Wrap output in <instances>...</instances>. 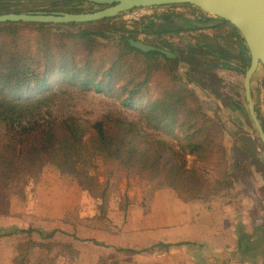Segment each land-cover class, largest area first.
Returning <instances> with one entry per match:
<instances>
[{
  "label": "trees",
  "instance_id": "trees-1",
  "mask_svg": "<svg viewBox=\"0 0 264 264\" xmlns=\"http://www.w3.org/2000/svg\"><path fill=\"white\" fill-rule=\"evenodd\" d=\"M174 17L178 16L166 20ZM169 21L167 27L156 28L157 34L203 30L172 29ZM0 25L4 26L0 29V176L4 181L27 185L37 181L46 167H53L89 193L105 184L102 200L115 178L136 177L149 185V197L167 190L183 202L227 196L235 187L231 177L236 165L228 159L221 121L187 83L178 82L173 65L194 63L186 52L179 56L172 51L175 58L143 52L131 45L130 40H138L131 30L123 26L119 36L109 35L101 22ZM225 26L232 31L218 37L220 41L236 37L235 28ZM222 50L227 52L225 47ZM240 57L247 69L250 57L242 44ZM73 89L114 99L139 118L129 120L116 110L96 122L74 116L60 120L52 108ZM145 130L161 132L178 144L150 140ZM33 232L0 227V238ZM181 245L188 243L175 246ZM171 247L159 243L140 253H161Z\"/></svg>",
  "mask_w": 264,
  "mask_h": 264
},
{
  "label": "rangeland",
  "instance_id": "rangeland-1",
  "mask_svg": "<svg viewBox=\"0 0 264 264\" xmlns=\"http://www.w3.org/2000/svg\"><path fill=\"white\" fill-rule=\"evenodd\" d=\"M5 1L8 0H0V5L3 6L2 3ZM45 1L60 3V0ZM76 5L81 12L100 9L84 2ZM172 14L190 20L204 19L192 7L174 6L152 8L144 13L130 11L116 19L100 22L102 29L110 33L109 35L119 36L121 34L119 29L124 26L131 30L138 40L148 45L169 52L174 51L179 56L180 52L184 51L194 59L193 64L183 61L174 64L176 76L180 84L187 83L198 94L205 108L222 123L228 159L236 165L231 177V180L235 181V187L224 197L227 201L234 202L235 209L250 217L249 226H243L241 223L242 236L245 232L246 235L250 234L247 231L251 230L252 233L260 212V206L254 203V195L260 194L264 197V146L247 107L244 89L247 69L240 60L236 41L223 39V46L227 52L216 44V37L224 38L221 37L222 29L157 34L156 28H162L161 22ZM114 26L118 31L110 30ZM3 27L0 25V29ZM110 40H114V37ZM238 41L240 42L239 39ZM241 42L245 47L242 38ZM228 46L235 51L232 55L228 53L230 51ZM217 53L228 56L231 60H225ZM230 66L234 69H230ZM206 70L208 72L205 73ZM252 95L257 116L264 128L262 67L253 78ZM116 110H120L129 120L136 121L139 118L137 113L123 108L114 99L74 89L68 90L52 108L53 114L60 120L74 116L91 122H96L109 111ZM144 134L150 140L162 139L174 146L178 144L176 139L161 132L145 130ZM188 160L191 165L193 159ZM105 181L106 179H101V183ZM104 189L105 184L94 193H89L73 178L62 175L53 167H46L37 181L27 185L17 181L6 182L0 176V227L34 230L33 233L14 235L18 237L14 243L4 244V248L13 247L16 250H0V264H6L8 252L14 254L12 264H78L80 251L73 244L64 241L69 236L76 237L81 242L80 250L84 253L81 264H89L90 259L95 262L99 260L98 264H164L162 259L168 262L170 250L161 253H140L143 248L138 249L134 246L140 242L138 239L135 240V237L138 233L154 234L156 231L163 235L168 234L170 224L181 222V209L179 206L175 207L174 202L182 200L167 190H158L149 197V185L136 177L110 180L106 197L102 200L100 196ZM156 194L160 195L154 199ZM125 197H129L130 200L127 202ZM242 204L249 209H244ZM162 226L165 227L164 230ZM259 234L264 235L261 231L258 236ZM240 240L246 244L251 243L248 240L246 242L245 235ZM89 241L98 243V246L105 247L106 250L95 248L97 246L88 243ZM63 245L70 248L63 249L61 248ZM132 249L135 251H129ZM177 255L184 260L186 253L181 251Z\"/></svg>",
  "mask_w": 264,
  "mask_h": 264
},
{
  "label": "crops",
  "instance_id": "crops-1",
  "mask_svg": "<svg viewBox=\"0 0 264 264\" xmlns=\"http://www.w3.org/2000/svg\"><path fill=\"white\" fill-rule=\"evenodd\" d=\"M212 38L214 37L212 36ZM229 49L231 53L235 52L233 48ZM159 195L156 194L154 199H157ZM254 200V203L260 206V212L256 218L257 224L252 229L253 235L251 230L247 231V233H250L247 235L243 231L245 232L243 236L245 235L246 242L255 237L252 240L253 242L250 241L251 243L246 244L245 241L240 240L243 237L241 229L244 225H250V217L235 209L236 205L233 201H227L224 195H220L207 201L184 203L175 200V207L179 206L181 209V222L169 223L168 234L163 235L160 231H156L154 234H136L135 240L138 239L140 242L134 246L144 250V248L159 243L174 244L169 249L168 262L161 260L164 264H264V235L259 234L258 236L260 231L264 233V197L257 194L254 195ZM243 208L249 209L245 205H243ZM173 214L175 215L176 212H173ZM241 223H243V226H241ZM162 228L165 229L163 226ZM17 238V236L0 238V250H16L13 247L4 248V244L10 245ZM64 241L73 244L80 251L77 263L81 264L84 260V253L80 250L81 242L76 237L71 238V236ZM181 242L188 243V245H185L184 248L175 246ZM88 243H93L97 246L95 248L100 247L96 242L89 241ZM99 249L106 250L105 247ZM132 251L135 250L132 249ZM181 251L186 253L184 260H181L177 255ZM13 255V252L6 254V264H12ZM151 259L154 260V258ZM96 263L98 264L99 260L95 262V260L90 259L89 264Z\"/></svg>",
  "mask_w": 264,
  "mask_h": 264
},
{
  "label": "water",
  "instance_id": "water-1",
  "mask_svg": "<svg viewBox=\"0 0 264 264\" xmlns=\"http://www.w3.org/2000/svg\"><path fill=\"white\" fill-rule=\"evenodd\" d=\"M84 3L100 7L91 12H23L0 15V24H51L72 25L91 24L108 19H116L120 15L142 8L190 6L209 17L203 20H190L178 16L169 21L172 29H213L230 24L237 30L249 52L250 64L245 73L244 89L251 119L257 129L264 146V128L257 116L251 90V80L256 72L264 69V0H81ZM131 45L143 52L157 51L169 58L176 55L148 45L141 40H130ZM229 48L231 46H228Z\"/></svg>",
  "mask_w": 264,
  "mask_h": 264
},
{
  "label": "flooded vegetation",
  "instance_id": "flooded-vegetation-1",
  "mask_svg": "<svg viewBox=\"0 0 264 264\" xmlns=\"http://www.w3.org/2000/svg\"><path fill=\"white\" fill-rule=\"evenodd\" d=\"M81 2H83V1H81ZM76 3H79V1H77V0H60V3H58V1L48 3V1H45V0H8V1H5V3H2L3 6L0 5L1 6L0 7V15L8 14V13H23V12H36V11H43V12H48V13H51V12L81 13V11H79L77 8ZM59 5H61L62 7L61 6L59 7ZM171 7H174V6H171ZM185 7H190V6H185ZM154 8H162V7H154ZM193 9H195L197 14L200 15L201 17H203L204 19L209 17L208 15H205L203 12L199 11L198 9H196V8H193ZM172 15H175V14H172ZM166 19H164L161 22L162 28L167 27L166 23L168 20H166ZM6 24H15V23H6ZM221 26H224V27H222L223 33H222L221 37L225 38L232 31V29L230 27L225 26V25H221ZM203 30H205V29H203ZM211 30H214V29H211ZM238 39L240 40V35L238 32H236V37L231 39V40L236 41V43H237L236 46L238 47V52L240 53L239 55L241 56V44H242V42L241 41L239 42ZM218 41H220V40H218V38L216 37V44L217 45L219 44V47L222 50V47H223L222 44L224 41L223 40H221L220 42H218ZM230 48H232V47H230ZM228 53L230 54L231 52L229 51ZM231 55H232V53H231ZM228 59L231 60L230 57H228ZM240 60H241V57H240ZM229 68L234 69L232 66H230ZM254 76H253V78H254ZM253 78L251 80V90H252ZM247 107H248V103H247ZM249 115H250V113H249ZM253 125H254V123H253Z\"/></svg>",
  "mask_w": 264,
  "mask_h": 264
},
{
  "label": "built area",
  "instance_id": "built-area-1",
  "mask_svg": "<svg viewBox=\"0 0 264 264\" xmlns=\"http://www.w3.org/2000/svg\"><path fill=\"white\" fill-rule=\"evenodd\" d=\"M149 9H152V8H142V9H136V10H133V11H138V12L144 13L145 11H147Z\"/></svg>",
  "mask_w": 264,
  "mask_h": 264
}]
</instances>
